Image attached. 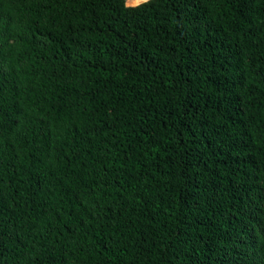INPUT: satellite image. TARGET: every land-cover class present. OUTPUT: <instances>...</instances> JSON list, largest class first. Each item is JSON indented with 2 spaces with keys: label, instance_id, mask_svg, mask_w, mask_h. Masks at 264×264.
I'll return each instance as SVG.
<instances>
[{
  "label": "trees",
  "instance_id": "16d2710c",
  "mask_svg": "<svg viewBox=\"0 0 264 264\" xmlns=\"http://www.w3.org/2000/svg\"><path fill=\"white\" fill-rule=\"evenodd\" d=\"M0 264H264V0H0Z\"/></svg>",
  "mask_w": 264,
  "mask_h": 264
},
{
  "label": "water",
  "instance_id": "95a60500",
  "mask_svg": "<svg viewBox=\"0 0 264 264\" xmlns=\"http://www.w3.org/2000/svg\"><path fill=\"white\" fill-rule=\"evenodd\" d=\"M148 1V0H147ZM144 3V2H143ZM142 4V3H141ZM140 5V4H139ZM137 6V5H136ZM134 7V6H133Z\"/></svg>",
  "mask_w": 264,
  "mask_h": 264
}]
</instances>
